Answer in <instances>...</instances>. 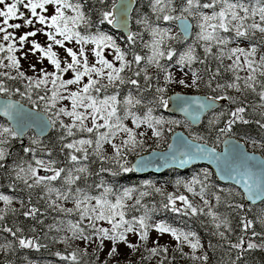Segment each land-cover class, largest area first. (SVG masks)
Masks as SVG:
<instances>
[{"label":"snow or ice","instance_id":"6c2138e0","mask_svg":"<svg viewBox=\"0 0 264 264\" xmlns=\"http://www.w3.org/2000/svg\"><path fill=\"white\" fill-rule=\"evenodd\" d=\"M136 2L94 0L90 8L89 0H0V116L6 117L11 124H0V170L5 171L10 188L15 190L18 184H22L20 191L27 192L26 199L0 193V201L4 203V207L0 208V231L9 233L15 239V245L12 241L0 244V251H13L16 245L21 249L37 251L46 247L39 243L38 237L25 236L21 227L13 230L3 222L9 214H20L43 225L44 220L40 217L46 216L49 209L78 217L76 220H54L47 225L48 232L55 230L66 233L60 236L59 243L70 245L71 241L79 240L89 246L94 244L97 255L108 247L110 259L120 255L121 244L139 251V246L133 244L129 236L134 235L140 242H147L152 228L161 234L170 233L181 251V245L185 243L193 252L202 248L195 232L181 231L163 222L150 223L155 206L149 208L142 204V199L152 192L166 198V202H161L165 210L183 216L208 215L212 217L216 229L223 225L231 231L226 217L222 219L211 208L205 213L204 207L195 205L188 196L171 192L165 194L163 188L156 187L150 181H144L140 187L151 191H139L135 186L117 191L103 179L88 185L87 189L77 186L81 181L87 184L93 175L89 165L97 160L100 167L95 175L109 173L113 177L142 172L151 163L143 156L135 164L128 161V154L143 148L145 144L140 137H146L147 132L137 130L146 126L151 135L159 139L163 131L158 126L179 124L180 121L153 117L150 106L143 118L137 115L134 109L143 104L146 93H152L149 104L163 108L169 107L170 100L181 101L178 105L180 111L190 114L193 120H198L207 111H213L214 115L209 120L213 128L227 116L224 126L215 128L217 140L231 133L237 122H251L245 118L249 106L253 107V111L257 107L264 109V0H148L149 13L136 20L142 31H133L130 28V13ZM105 25L124 32L123 49L114 35L102 30ZM29 28L31 30L21 31ZM177 28L178 32L175 31ZM193 29L194 39L177 56L171 42L188 41L193 36ZM144 32L150 35L149 41H144ZM38 34L46 37L44 45L35 39ZM138 41L150 54L141 55L135 50ZM73 43L75 48L68 46ZM197 48L203 49L202 56L197 53ZM57 49L63 50V57ZM106 50L114 51V61L105 56ZM30 57H36V63H29L33 75L26 73L21 62L29 61ZM44 60L53 67L52 71L44 66ZM225 60L230 62L226 64ZM116 62L119 66H116ZM212 62H215V67ZM195 63L203 66L202 71L208 77L206 80L201 69L193 68ZM37 64L41 65L39 70ZM152 68L155 72L150 74ZM173 69L182 73V77L177 78ZM242 71L246 75L241 76ZM68 73L72 74L71 77L65 78ZM229 73L231 76L224 79V75ZM161 75L163 86L160 85ZM221 79H224L223 83ZM8 81L13 83L9 84ZM16 82L22 87L14 86ZM202 83L211 90L212 95L182 96L177 93L175 97L166 98L168 86L172 84L198 91ZM124 86H131L136 95L129 90L121 99L120 90ZM228 90H234L239 95H231ZM248 94H255L260 103L248 105ZM16 95H19V100L13 99ZM25 100L31 108L25 107L22 102ZM222 101L235 105L234 109L216 113V105ZM259 116L255 123L264 128V111ZM64 117L69 122H65ZM127 120H131L134 127H129L125 123ZM33 126L41 134L48 129H57V126L60 130L57 145L39 148L49 159L37 158V148L28 147L24 148V152L32 154L30 161L21 159L6 165L11 155L8 150L10 140L23 137L26 130ZM118 137L119 143L116 142ZM204 139L193 136V140L187 143L195 151L173 154L171 161H178L181 166L199 158L215 161L221 179L242 186L244 198L253 204L257 200L264 202V161H261L259 172L254 171L256 165L251 163L256 160L255 156H246L248 163L221 167L222 156L214 147H209L207 143H194ZM40 143L39 139L32 140L34 145ZM57 146L64 156V166H58L59 161L53 158ZM106 146L112 149L111 155L107 154ZM172 147L169 145L170 150ZM168 159L165 157V164ZM106 164L112 166L106 167ZM41 169L50 174L40 175ZM210 175L204 169L203 179L195 176L188 182L177 180L176 185L179 188L182 184L188 193L199 196L204 206L208 207L210 202L205 197L209 188L206 181ZM58 180L61 187L53 185ZM195 185L200 186L198 192ZM37 188L41 189L38 200L46 206L44 212L32 200ZM101 189L98 195L92 194V191ZM137 191L139 196H134L133 193ZM227 192L232 195L231 189ZM235 195L241 193L236 192ZM213 196L219 205L221 196L215 193ZM14 201L20 205L19 209L13 206ZM68 201L72 202V207L65 206L64 202ZM177 201L181 202V206L177 205ZM225 203L229 208H244L242 203ZM141 211V215H130ZM255 222L264 226V210L258 214ZM240 228L243 234L236 243L228 241L230 248L238 249L241 253L264 248V232L255 231L254 220L243 217ZM31 231L35 232L36 229L33 227ZM249 232L250 237L247 236ZM217 234L227 239L225 232ZM256 237L261 238L260 243L254 242L253 238ZM146 251L157 255L161 251L167 253L168 249L151 247ZM56 255L68 264H80L81 256L87 255V249L76 248L67 255L59 252ZM191 258L202 264L208 261L207 254L193 255ZM239 259L240 256H237ZM159 264H163V261Z\"/></svg>","mask_w":264,"mask_h":264},{"label":"trees","instance_id":"16d2710c","mask_svg":"<svg viewBox=\"0 0 264 264\" xmlns=\"http://www.w3.org/2000/svg\"><path fill=\"white\" fill-rule=\"evenodd\" d=\"M94 3V0H89V7L91 8ZM96 7H99L96 5ZM149 13L148 8V0H137L136 4L134 5L133 11L131 13V20H130V28L133 31H142V28L140 25L136 23V20L139 19L141 16H144ZM96 17L94 16L93 19ZM167 26V25H165ZM103 31H108L112 35H114L123 45L124 48V40L123 35L119 33L117 30L113 29L112 26L105 25L102 26ZM193 34L195 32V29L192 30ZM144 41H149L150 35L147 32H144L143 34ZM191 43V37L186 42H173V47L176 49L177 53L182 51L186 48L187 44ZM137 52H139L141 55L149 54L148 49L143 48V44L138 41L137 46L135 48ZM197 53L201 56L203 55V49L197 48ZM131 58V57H130ZM175 58V57H174ZM173 58V60H174ZM163 62V61H162ZM212 66L215 67V62H212ZM193 68L201 69V74L204 76V79L206 80L208 77L206 74L203 73L202 69L203 66L199 63L193 64ZM231 76V74H225L224 79H228ZM161 77V76H160ZM224 79H221L220 82L223 83ZM141 82H143L141 80ZM9 84H12L13 82L8 81ZM16 87H22L19 82H16L14 84ZM131 90L134 95H136L135 89H132L131 86H124L121 91V96L124 95V91L126 93ZM202 94L206 95H212L210 89L205 87L203 85ZM152 93H146L144 102L149 104V100H151ZM13 99L19 100V95H16L13 97ZM25 105L32 107L30 104L27 103V101H22ZM260 101L258 97L255 96V94H248L247 98V104L253 105V104H259ZM157 107V111L159 113H164V108L160 107L155 104ZM140 107V105H139ZM235 105H231L228 101H223V104L214 110L216 113H219L220 111H227L229 108L234 109ZM163 109V110H162ZM261 111H264V109L256 108L255 111H253V107L249 106L247 108L246 112V119H249L251 122L249 124H243L240 122H237L233 126V130L231 133H229L227 136L231 137H238L243 138L248 141H259L264 145V128H261L258 124L255 123V120L260 119L259 113ZM214 113L213 111L209 114H207L203 119L201 124L198 127H191L188 130V133L190 136H202L205 139L200 140L203 141L215 148H218L221 144V141L226 136H221L219 140L216 139V130L215 128L223 127L224 122L228 119L227 116L223 117L220 122L215 126V128L211 127L209 125V120L212 119ZM264 122V121H262ZM0 124H3L7 126V124L0 119ZM58 126L57 129H52L51 132L43 139H39L41 143L39 145L32 144V140L38 139L33 134L29 133L27 136L22 140L12 139L9 142L8 150L11 153V155L6 160V165H11L14 161H20L21 159L24 161H30L32 158L31 153H25L24 148L28 147H35L37 148L36 156L37 158H46L49 159L45 154L41 153L39 151V148L47 145L49 147H52L53 145H57L58 136H59ZM166 144L161 145L158 149L165 148ZM147 151L144 150V148H137L135 152L128 154V161L129 163L134 159V157L145 153ZM261 154L264 156V151H261ZM53 158L59 161L58 166H64V156L59 153L58 146L56 147ZM95 159V158H94ZM90 169L93 172V175L88 179L87 184L84 182H78L77 186L81 188L87 189L88 185H91L93 183H99L101 179L105 181L106 184L113 186L115 190L118 191L119 188L123 187H130L135 186L139 187V191H142L143 188L140 187L141 181L144 179H148L149 177H152V179H159L160 176H137L133 173L124 174L119 177H113L109 173H103L101 176H96L95 173L99 170L100 162L97 160L95 163H90ZM106 167H111L112 165H105ZM192 169V170H191ZM191 172H195L201 179H203L202 172L203 169H198V167L191 168ZM188 170L184 172H179V174L186 173ZM211 173V171H209ZM174 173H177L175 170H169L166 174L174 175ZM154 181V180H153ZM152 181V182H153ZM171 182L170 180H168ZM206 183L209 184V188L207 189V195L211 196L214 200V206L212 208V211L217 213L222 219L227 218L230 226L231 231H228L225 229V227L222 225L220 229H216L215 223L213 222V219L211 216L208 215H197V216H183L177 213H173L169 210H165L162 208L161 202H166V198L162 197L160 194L152 192L151 195L146 196L142 199V204L147 205L149 208H152L155 206V211L152 213V218L161 219L163 223L168 224L171 227L177 228L181 231H187V232H195L197 234V238L201 242H203L204 247L206 249V254L208 256L207 264H264V248H258L253 250H248L246 252L241 253L238 249L230 248L228 241L230 240L232 243H236L238 241V238L243 234L241 232L240 228V221L243 217H247L248 219L254 220V226L255 231L257 232H264V226H261L256 221V217L258 214H260V209L264 207V202L251 206L248 205L242 195H235L238 190L233 188L230 185H226L220 188L218 183L216 182L214 176L211 174L208 181ZM55 187H61V181L54 182ZM196 191H199L200 186L195 185L194 186ZM23 188L22 184H18L16 189L13 190L9 187V180L6 178V173L4 170H0V193L10 195L13 197H16L18 199H26L27 192H22L20 189ZM223 189L224 191H221ZM232 190V195H228L227 190ZM99 191L101 190H94L92 191L93 195H98ZM143 191H151L150 189L145 188ZM165 192V191H164ZM41 193V189L37 188L35 190V193L32 196L33 203H36L37 206L41 209L42 212L46 210V206L43 201L38 200V196ZM213 193L221 196V203L217 205L215 198L213 196ZM167 194V192H165ZM225 201L227 203L232 204H243V209H234L229 208L226 206ZM196 205V204H195ZM16 207V206H14ZM16 208H20L16 207ZM205 209V213H207V209ZM251 209V210H249ZM23 211V210H21ZM142 211L140 213H131L130 215H141ZM40 219L44 220V224L40 225L36 222V220H33L31 218H25L23 215L17 214L12 215L9 214L5 217V220L3 224H6L9 227H13V230H15L16 227H21L24 230L25 236H36L39 238V243L42 245H46V247H41L38 251L35 249H21L16 245L14 247L13 251H9L7 253L0 251V264H44L48 261H56L60 264H68L67 261H62L60 257L56 255L57 252L61 253L62 255H67L68 252L72 251L73 249H76L78 247L65 244L64 246H60L58 244L60 236H62V232L57 233L55 230L48 232L47 225L54 222V220H73V216H66L59 214L57 212H53L50 209L47 210L46 216L40 217ZM2 226V225H0ZM35 228L36 231L32 232L31 229ZM223 231L225 232V238L220 237L217 233ZM248 237L251 236V233L249 232L247 234ZM55 238V240L53 239ZM254 242L260 243V237L253 238ZM8 241H12L15 245V239L6 232L0 231V244H5ZM246 247V245H245ZM83 250V249H81ZM237 256H240V259L237 260ZM163 261V264H179L178 261L172 260L168 261L166 258H164L161 255V260ZM159 261V262H160ZM106 264H146V255L141 254L136 259L126 261V262H118V263H110L108 261H105ZM105 262H100L97 259L96 252H87V255H82L80 259V264H105ZM159 262L157 264H159ZM199 264H202L200 262Z\"/></svg>","mask_w":264,"mask_h":264},{"label":"rangeland","instance_id":"374dc122","mask_svg":"<svg viewBox=\"0 0 264 264\" xmlns=\"http://www.w3.org/2000/svg\"><path fill=\"white\" fill-rule=\"evenodd\" d=\"M193 23H194V21H193ZM37 27H39V25H37ZM28 30H31V29L30 28L29 29H21V31H28ZM175 31H177V30L175 29ZM105 32L109 33L108 31H105ZM109 34H111V33H109ZM257 36H259V34H257ZM35 39L38 42H40L42 45H44V43L46 41V37L43 36L42 34H38V36ZM193 39H194V34H193V36H191V42H192ZM0 42H2V41H0ZM117 43L123 49V45L120 42V40L117 39ZM171 43H173V42H171ZM68 46L75 48L74 43L73 44H69ZM232 46H234V45H232ZM89 47H91V46H89ZM57 50L60 52L61 57H63V55H64L63 50H60V49H57ZM184 50L185 49H183L182 51H184ZM182 51H180V52H182ZM148 52H149V50H148ZM180 52L177 53V56L179 55ZM18 55H19V53H18ZM37 55H39V54H37ZM105 56L110 61H114L115 53L112 50H106L105 51ZM128 58L130 59V56ZM175 59H176V57L174 58V60ZM21 62L23 64V67H24V70L26 71V73L28 75H33V72L29 70V63H36V57H30L29 61H23L22 60ZM229 62L230 61L225 60L226 64L229 63ZM43 63H44V66L47 67L48 71H52L53 70V67L48 64L47 60H44ZM116 66H119L118 62H116ZM36 67H37V70H39L41 65L37 64ZM195 69H198V68H195ZM173 71H174V73H175L177 78H181L182 77V73L176 72L175 69H173ZM185 71H187V69H185ZM154 72H155L154 68L150 69V74H152ZM13 74H15V73H13ZM71 75H72L71 73H68L65 78H70ZM240 75L244 76V75H246V73L242 71V72H240ZM189 79H190V75H189ZM160 85L163 86V75H161V77H160ZM168 89L169 90L166 93V98H167V96L169 94H171L173 92H182V93H187V94H202L203 83L201 84V86H200L198 91L195 88H185V87L177 85V84H172V85L168 86ZM228 92L231 95H235V96L239 95L234 90H228ZM127 94L128 93H126L124 91V95L120 96V98L123 99V97H125ZM65 103H67V102H65ZM149 106L153 108V112H152V116L153 117H156V118L162 117L166 121H168V120H177V121H180V123L179 124H163L161 126H158L163 131V136L161 138H159V139L153 137L151 135V131L148 130L146 128V126H142L137 131L147 132V136L146 137H140L141 139L145 140V144H144V147H143L145 151L158 149L163 144L167 145L169 136L171 135V133H173L176 130H182L185 133H188L190 125L184 119H182L180 117L173 116V115L164 114L163 112L162 113L156 112L157 111V107L155 106V104L143 103L142 105H140V107L137 106V108L134 109V111H136L137 115H139V116H141V118H143V116L147 112V107H149ZM63 119L65 120V122H69L67 117H64ZM125 123L129 127H134V125H132V123H131V120H127V121H125ZM169 129H171V130L169 131ZM190 137H192V136H190ZM119 139L120 138L118 137L117 140H116L117 143H119ZM241 140L244 142L246 147L249 150H251V151H254V152L264 151V145L262 143H260L259 141H248V140H245L243 138H241ZM157 145H159V147H157ZM106 147H107V154L111 155L112 154V149L110 147H108V146H106ZM40 159L47 160L46 158H40ZM198 169H203V170L207 169L208 171H210L206 167H198ZM176 172L177 173H174V175H171V174L164 175L166 173L165 172L161 176V178L156 179V180L152 179V177H149L148 179L142 180L141 181V185L143 184L144 181L152 182L154 180L152 183H154L156 187L163 188V190L165 192H167V193L171 192V193H174L176 195L184 194V195L188 196L189 199L194 204H196L197 206L206 208L207 212L209 211V208H211V210H212V208L214 206V200L212 199L211 196L206 195L205 198L209 200L210 204H209L208 207H205L204 204H203V201L201 200V198L199 196H194L192 193H188L186 191V189L183 187L182 184H181V186H179V188L176 185V181L177 180H181L183 182H188L193 177H195L197 174L195 172H191L190 169L186 173H183V174H179L178 171H176ZM39 174L40 175H45V174H50V173H45L41 169V170H39ZM211 174L213 175L212 172H211ZM168 180H170L171 182H169ZM53 185H54V182H53ZM130 187H133V186H130ZM221 187L222 186H220V188ZM123 188H125V187H123ZM123 188H119L118 191H121ZM141 188H143V190L145 189L144 187H141ZM133 195L134 196H139V191L133 193ZM64 203H65L66 207H72L73 206L71 201L64 202ZM129 203H132V201H129ZM177 205L181 206V202L177 201ZM13 206L19 207L20 205L18 203H15V201H14ZM3 207H4L3 201H0V208H3ZM262 210H264V207L262 209H260V211H262ZM72 216H73V220L78 219V217L76 215H72ZM158 222H163V221L161 219H156V218H152V220L150 221V223H152V224H155V223H158ZM101 223H103V222H101ZM103 226L110 227L107 224H104ZM185 232H187V231H185ZM65 234L66 233L62 232V236L65 235ZM129 239L131 240V242L133 244H137L139 246V248H140L139 251L130 250L125 245L121 244L119 246L120 255L118 257H116V258H111L110 259L108 257V255H107L108 247H105L102 251H99V253L97 255L98 261H100V262L108 261L110 263L126 262V261H130V260L136 259L141 254L145 253V255H146V264H157L161 260V255L164 258L166 257V259L168 261L169 260L172 261L174 259V260L178 261L177 263H179V264H199L201 261L193 260L191 257L193 255L201 256V255L206 254V249L204 247V244L200 240H199V242L202 245V248L197 249V250H195V252H193V250L190 248V246L187 243H185V244L181 245V247H182V251H181L180 249L177 248V243L178 242L174 239V237L170 233L161 234V233H158L154 228L149 230V240L147 242H143V243L140 242L138 237H136L134 235H130ZM58 244L60 246H62V245L64 246L65 245V244L59 243V242H58ZM70 245L76 246L79 249H87V252H89V253L90 252H96V246L94 244L89 246L86 242H83V241L73 240V241L70 242ZM151 247L167 248L168 251H167V253L161 251L157 255H151L148 251H146L147 248H151ZM44 264H60V263H58L56 261H48V262H45ZM169 264H171V262Z\"/></svg>","mask_w":264,"mask_h":264},{"label":"water","instance_id":"95a60500","mask_svg":"<svg viewBox=\"0 0 264 264\" xmlns=\"http://www.w3.org/2000/svg\"><path fill=\"white\" fill-rule=\"evenodd\" d=\"M132 11H131V13H132ZM131 13H130V15H131ZM176 30L179 31L178 28ZM117 31L119 33H121L123 36L125 35L122 30H117ZM177 93H179L182 96L183 95H188V96H193V95L205 96L206 95V94H187V93H182V92H173V93L169 94L167 97H175ZM15 100H17V99H15ZM181 103H182L181 101H177L174 99L170 100L169 101V107L165 108L164 112L166 114L173 115V116L180 117V118L184 119L193 128L198 127L201 124L202 119L207 114L212 112V111H207V112L201 114L200 118L198 120H193V117L190 114L180 111L178 105ZM222 104H223V101L218 102L215 110L217 108H219ZM25 107L31 108L27 105H25ZM34 110L38 111L39 109H34ZM0 119L3 120L7 124V126H11L10 122L8 121V119L6 117L0 116ZM22 119H27V117H22ZM51 130L52 129H48L43 134H41V133H39V130L33 126L32 128H29L26 130V133L23 137H19L17 139L22 141L27 136V134H29V133L33 134L38 139H43L46 136H48V134L51 132ZM192 140H193V138L190 137L184 131H182V130L174 131L169 136L168 143L165 146V148L150 150V151H147L145 153H142V154L134 157V159L132 160V162L130 164H135L136 161L141 156L147 157L151 161V163H149L147 165V167L145 168L144 171L133 172V174H135L137 176H147V175H149V176H160L169 170H175L178 172H183V171L189 170L193 167H206L213 173L218 184H220L222 186L230 185V186L236 188L244 198L242 186L235 184L234 181L221 179V173L217 168V162L209 161L206 158H199V159H196L189 164L181 166L178 161L175 163H173L171 161V156L173 154L179 155L180 152H185V151H190V150L195 151V149L192 147V145L187 143V142H191ZM194 143L204 144L205 142L197 140ZM169 145L173 146L171 150L169 149ZM207 145L209 147H213L209 144H207ZM215 149H216V152L218 154H221V156H222V159L220 162L221 167H225L226 164L248 163L246 161V156H255L256 160L252 161L251 163L256 165L254 171L259 172L260 168L262 167L261 161H264V156L261 153L249 150L246 147V145L244 144V142L240 138H236V137L226 136L221 141L220 146L218 148H215ZM165 157L169 158L167 164H165ZM244 200L248 205H251V206H255V205L262 203V201H260V200H257L255 204H253L251 201L247 200L246 198H244Z\"/></svg>","mask_w":264,"mask_h":264}]
</instances>
